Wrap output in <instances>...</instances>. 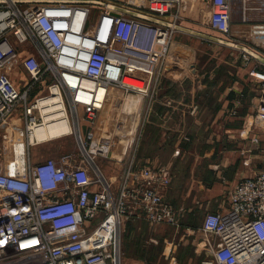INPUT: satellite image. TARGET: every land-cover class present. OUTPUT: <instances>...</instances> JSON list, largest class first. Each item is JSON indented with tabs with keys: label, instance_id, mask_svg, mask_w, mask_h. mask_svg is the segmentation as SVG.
Wrapping results in <instances>:
<instances>
[{
	"label": "built area",
	"instance_id": "2783aa9c",
	"mask_svg": "<svg viewBox=\"0 0 264 264\" xmlns=\"http://www.w3.org/2000/svg\"><path fill=\"white\" fill-rule=\"evenodd\" d=\"M194 1L144 0L143 12L110 0H0L2 140L15 139V132L23 139L25 132L28 147L39 145L29 139L49 121L50 105L42 102L58 89L68 119H75L77 144L75 152L38 163L29 151L24 177L0 171V264H120L125 222L178 225L177 209L165 200L171 167L140 165L135 156L142 108L156 94L161 75H180L185 63L170 55L172 27L120 9L172 24L166 19L177 20ZM208 3V26L234 43L231 0ZM248 40L245 47L258 57L241 50L240 61L260 84L257 116L250 123L256 120L264 135V20L250 23ZM17 68L29 76L23 88L13 82ZM43 82L47 95L40 94ZM113 107L119 110L116 122ZM16 114L22 126L13 131L9 124ZM249 140L264 150L259 134ZM4 154L0 149V159ZM98 160L123 165L116 182ZM201 230L210 248L201 264H264V169L238 182L227 209L207 213Z\"/></svg>",
	"mask_w": 264,
	"mask_h": 264
},
{
	"label": "rangeland",
	"instance_id": "374dc122",
	"mask_svg": "<svg viewBox=\"0 0 264 264\" xmlns=\"http://www.w3.org/2000/svg\"><path fill=\"white\" fill-rule=\"evenodd\" d=\"M110 1L126 6L130 9L147 12V4L144 0ZM207 1L209 2V0ZM190 8L191 11L181 13L177 20H173L172 17L166 19L167 21L172 22L170 55L181 59L185 63L186 72H188V75L184 78L181 77L182 79L180 78L179 81L184 82L185 89H178L176 97L182 95L179 98L180 100L178 99L179 101L177 100L176 102L170 103L169 100L165 101L166 99H162L164 102L160 104L159 109L160 111H167V113L165 115V120H156L154 112L156 111V105L159 104L161 99L159 96L162 95L163 98L165 93L164 90L167 88L162 91L161 89L163 86H169L165 79H170L167 76L168 74L161 75V79H159V82L156 84V94L154 92L152 98L149 100L147 99L145 107L142 108L141 111L144 123L143 135L137 155L135 156L136 162L140 165L150 160L158 161L171 167L173 183L169 190H172L174 195L170 200H174L175 202H170L175 208H178L177 204L183 201V198H181L180 201L177 200V192L178 194L187 192L190 183L194 179L197 180V177L199 178V175H193L192 171L194 169L196 171L204 169V167H193V159L203 158V153L205 151H209L208 158L212 155V157H214L216 154L215 151L217 149L211 148L209 145L208 148L205 146L204 138L209 137V125L211 126L209 123L213 119V115H215V113L221 109V105H223L219 101L221 95H223L225 91L228 93V89H232L234 86L236 87V90H239L237 96L234 97L233 95H236V93L229 92L225 97V100H230H227L225 105L224 119H226V121H231V118L229 117L230 112L236 110L238 116L239 114L243 115L248 112L249 109H251V102H253L252 96H256L260 90V84L249 76L248 69L244 68L240 61L241 50L234 45H230L229 41L219 32L207 25V18H204L200 4L197 3V5H191ZM233 10L234 9L232 8V18L233 20H237L233 14ZM258 20L259 19H255L251 21V23L257 22ZM176 27L183 29H178ZM189 31H191V33ZM235 39L237 40L234 41V44L249 47L247 34ZM192 64H194L195 67H193L194 70L190 72V65ZM28 79L29 76L24 69L17 68L14 71L13 82L17 87L23 88ZM126 80L129 84H138L132 79ZM176 87L177 86L170 88L172 89ZM47 94L48 91L46 90L43 95ZM232 100H235L234 103L237 107L235 104L232 106L230 105ZM194 101H196L195 104L193 103ZM217 107L219 108L218 110ZM113 109V113L110 114V116L113 117L116 122L118 120L117 116L119 115V110L115 111L114 107ZM191 109L194 110V114L191 113ZM175 115L179 116V118H176L171 122L170 118L173 116L175 117ZM256 116L257 115L254 114L255 118ZM121 118L122 117L119 116L120 120ZM260 119L262 120L264 118ZM80 120L81 122H84L82 114L80 115ZM166 120L168 123L171 122L170 124L175 128V132L168 130L167 126L170 125L164 123ZM70 121V124L72 123L71 126H73L72 128H74L75 119L70 116ZM254 122H256V120H254L251 125H254ZM150 126L157 128V132H147ZM24 136L25 132L23 134V139L20 138L22 135L19 132H15V149L19 152L17 154L13 152L15 153L14 156H19L20 151L24 152V156H26V153L28 155L30 151L32 161L36 163L49 158H56L65 153L75 152L77 150L74 133L59 138L54 142L41 144L36 147H28L26 136ZM152 141H154V144H151ZM157 143L158 145H155ZM159 143L161 146H159ZM238 145L239 144L234 145L236 150H232L233 145H231V147L228 145V148L233 151L231 153H233L236 158L242 153L244 156V149L247 153L251 151V155H253V153L259 154V151H261L255 149L250 140L244 142L241 146L239 145L240 150ZM211 150L214 151L211 152ZM97 164L101 166L107 177L114 179V182L117 181L123 170V165L106 164L99 160L97 161ZM180 216L181 215L178 217V224L181 223ZM202 217L203 215L196 216L195 221H198L199 219V221H201ZM95 223L98 224V221H95ZM138 229H140V234H144V231L150 230V225L147 223L140 224L138 225ZM140 234L138 232H133L132 236H129V234L128 236L126 235L127 240L125 237V242H127V256H124L123 258L124 261L129 260V264H134L139 259L145 260L144 242L146 236Z\"/></svg>",
	"mask_w": 264,
	"mask_h": 264
},
{
	"label": "crops",
	"instance_id": "0c3cea01",
	"mask_svg": "<svg viewBox=\"0 0 264 264\" xmlns=\"http://www.w3.org/2000/svg\"><path fill=\"white\" fill-rule=\"evenodd\" d=\"M197 3L201 5V11L204 15V18H207L206 23L208 25L207 15L211 10V6L208 2L202 0L194 1L192 5H197ZM231 3L232 8L234 9L233 14L237 19L233 20L232 23V31L235 36L243 37L245 34L248 35L251 21L255 19L264 20V0H231ZM188 11H191V8H189ZM191 66H194V64L190 65V68ZM244 68L246 67L244 66ZM249 68H247L248 71ZM179 72L180 75H177L176 73H172L170 70L167 73V76L170 78L168 80L172 81L171 84L182 90V88L185 89L184 82L179 81L180 78L187 72H185V70H179ZM170 87L171 86H169V88ZM40 88V94H42L47 89L46 83L43 82V84L40 85ZM169 88L163 86L161 91L165 89V92H169ZM228 90L231 93H236V95H233L234 97L238 95L239 90H236L235 86ZM228 93L225 91V93L221 95L219 101L223 105H221V109L217 107V110H219H216L217 113L213 115V119L209 123L211 124V126L209 125V137L204 138L205 146L208 148L209 145L211 148L217 149L219 153L216 150L214 157H212V155L208 158L207 156L209 155V151H205L203 153L204 155L201 154L203 155V158L193 159V167H204V169L199 171L194 169L192 174L199 175V178L197 177V180L194 179L190 183L187 192H182V194H178L177 192V200L180 201V199L183 198V201L177 204L178 208H176L178 214L181 215V223H179L177 226L163 224L152 227L148 222L141 219H134L125 222L121 226L119 232L121 245L120 264H129V260L124 261L123 258L124 256H127V242H125V237L127 240L128 234L129 236H132L133 232H138L140 234L138 225L144 223L150 225V230L144 231V234L146 235L142 233L140 234L142 236H146V240L144 242L145 260L139 259L134 264H201L202 262L209 259V244L205 234L201 230L205 215L207 213L225 211L228 207V194L234 188V186L242 179L255 175L264 169V150L259 151V154L253 153V155H251V151L247 153V151L244 149V156L242 153L238 155L237 158L233 153H231L233 152L232 150H236L234 145L239 144L241 146V144L249 141V139L253 138L256 134H259L260 138L264 141V135L260 133L262 132V129H260L255 123L254 125H251L250 123V119L254 116V114H256L260 102V90L256 96H252L253 102H251V109H249L248 112L243 115L239 114V116L236 113V110L230 112L229 117L231 118V121H226V119H224L225 105L227 100H230H225V97L228 95ZM165 96V101L169 100V102L172 103L176 102L182 95H180V97H174L170 93L169 95L166 94ZM163 102L162 100L159 101L160 104ZM195 102L196 101L193 103L195 104ZM234 102L235 100H232L230 105H234ZM166 113L167 112L156 110L154 112V116L156 115V120H165ZM191 113L194 114V110H192ZM176 118H179V116L175 115V117L173 116L170 118L171 122ZM164 123L166 125H170L167 126L168 130L175 132V128L170 123H168L167 120L164 121ZM21 126V118L19 114H16L10 120L9 129L13 130L15 127ZM71 134L72 132L50 139H45L41 142H37V144H48ZM1 135L2 132H0V149L3 150V153L5 152L7 154H4V157L0 159V171L9 172L20 177H24L26 170V159L24 152L20 151L19 156H13L12 152H15L16 154L19 152H17L15 149L16 139H13L9 142H4L1 138ZM152 143L154 144V141H152L151 144ZM155 145H158V143ZM228 145L230 147L233 145V149L230 150ZM239 145L238 147L240 150ZM159 146H161L160 143ZM214 150H211V152ZM32 163L36 162L32 161ZM155 163H158V161L148 160L142 165ZM173 195L174 193L172 190H169L165 195V200L170 204H172L171 202H175L174 200H170ZM199 215H203L202 220L199 221V219L198 221H195V217Z\"/></svg>",
	"mask_w": 264,
	"mask_h": 264
},
{
	"label": "bare ground",
	"instance_id": "6f19581e",
	"mask_svg": "<svg viewBox=\"0 0 264 264\" xmlns=\"http://www.w3.org/2000/svg\"><path fill=\"white\" fill-rule=\"evenodd\" d=\"M126 83H128L127 80ZM54 94L55 97H51L50 99L44 100L42 102V105H50V107H48V111L53 115L48 116L49 121H47V124L45 126L38 128L34 132L32 138L29 139L31 143L41 142L45 139H50L70 132H74V128H72L73 126H71L72 123L70 124L71 121L68 119L67 115H65L66 111L61 104L58 89H55ZM134 129L135 125L130 123V135H132ZM127 139V136H124L123 143L126 142Z\"/></svg>",
	"mask_w": 264,
	"mask_h": 264
},
{
	"label": "water",
	"instance_id": "95a60500",
	"mask_svg": "<svg viewBox=\"0 0 264 264\" xmlns=\"http://www.w3.org/2000/svg\"><path fill=\"white\" fill-rule=\"evenodd\" d=\"M120 10L123 11V12H125V13H127V14H129V15H132V16H135V17H138V18H142V19H145V20H148V21H151V22H155V23L164 25V26L172 27V24H170V23H168L166 21H162V20H159V19L150 17V16H148L146 14H142V13H138V12H133V11H130V10H125V9H120ZM176 28L183 29V28H180V27H176ZM189 32L191 33V31H189ZM192 33H194V32H192ZM194 34H196V33H194ZM229 44L238 47L240 50L249 52L250 54H252L255 57H258L257 55H255L254 53H252L249 49H247L245 46L236 45V44L231 43V42H229Z\"/></svg>",
	"mask_w": 264,
	"mask_h": 264
},
{
	"label": "trees",
	"instance_id": "16d2710c",
	"mask_svg": "<svg viewBox=\"0 0 264 264\" xmlns=\"http://www.w3.org/2000/svg\"><path fill=\"white\" fill-rule=\"evenodd\" d=\"M165 81H166V83L167 84H169V86L171 85V87H174L175 85H173V84H171L172 83V81L171 80H167V79H165ZM168 86V87H169ZM178 87H176V88H172L171 90H169V92H165L164 93V97L162 98V95L161 96H159V98H161L160 100H165V98H166V94H170L171 93V95H173L174 97H176V95L178 94ZM178 97V96H177ZM163 100H162V102H163ZM162 104V103H161ZM159 107H160V103L159 104H157L156 105V110L157 111H160V109H159ZM164 112V111H163ZM165 112H167V111H165ZM157 132V128H154V127H152V126H150L149 128H148V130H147V132Z\"/></svg>",
	"mask_w": 264,
	"mask_h": 264
}]
</instances>
